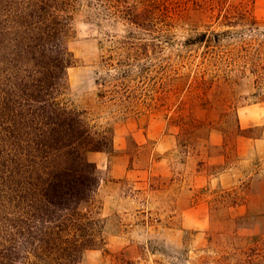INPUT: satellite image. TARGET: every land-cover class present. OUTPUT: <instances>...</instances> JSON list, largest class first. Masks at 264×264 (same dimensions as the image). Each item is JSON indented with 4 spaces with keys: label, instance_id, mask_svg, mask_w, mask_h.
I'll list each match as a JSON object with an SVG mask.
<instances>
[{
    "label": "rangeland",
    "instance_id": "374dc122",
    "mask_svg": "<svg viewBox=\"0 0 264 264\" xmlns=\"http://www.w3.org/2000/svg\"><path fill=\"white\" fill-rule=\"evenodd\" d=\"M71 16L62 98L112 141L87 154L104 241L83 264H264V0H80Z\"/></svg>",
    "mask_w": 264,
    "mask_h": 264
},
{
    "label": "trees",
    "instance_id": "16d2710c",
    "mask_svg": "<svg viewBox=\"0 0 264 264\" xmlns=\"http://www.w3.org/2000/svg\"><path fill=\"white\" fill-rule=\"evenodd\" d=\"M79 2L0 0V264H83L104 241L92 204L100 179L87 154L109 151L111 132L62 98ZM183 7L164 15L176 23ZM141 13L126 18L141 26Z\"/></svg>",
    "mask_w": 264,
    "mask_h": 264
}]
</instances>
